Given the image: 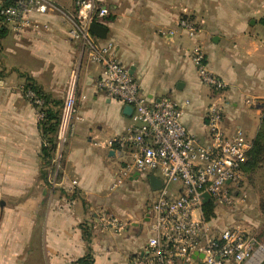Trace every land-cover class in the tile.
<instances>
[{"label":"crops","instance_id":"crops-1","mask_svg":"<svg viewBox=\"0 0 264 264\" xmlns=\"http://www.w3.org/2000/svg\"><path fill=\"white\" fill-rule=\"evenodd\" d=\"M50 1L57 10L38 17L48 24L47 30L16 33L7 27L1 40L0 264H78L88 247L95 264H135L152 235L148 213L157 191L150 182L154 175L135 174L127 179L142 189L135 203L115 193L121 185L114 188L121 179L122 160L107 143L126 133L132 118L124 113L126 106L99 92L100 67L85 64L78 76L77 115L56 156L61 166L57 186L42 179L37 111L21 88L32 78L46 94L62 100L59 87L66 83L78 51L67 36L76 0ZM99 1L112 17L105 26L108 37L102 40L115 42L119 60L130 68L144 96L188 101L184 123L205 142L213 94L192 61V50L199 44L208 69L228 86L225 128L241 127L255 139L264 107V0ZM184 16L201 26L195 39L177 29ZM171 30L175 34L167 35ZM179 191V186L173 187L174 193ZM215 213L225 215L209 222L220 229L235 219L227 208H216ZM101 215L117 218L124 229L106 228ZM81 225L91 235L89 245Z\"/></svg>","mask_w":264,"mask_h":264},{"label":"built area","instance_id":"built-area-1","mask_svg":"<svg viewBox=\"0 0 264 264\" xmlns=\"http://www.w3.org/2000/svg\"><path fill=\"white\" fill-rule=\"evenodd\" d=\"M99 0H76L73 24L67 36L77 45L79 65L85 63L101 68L97 81L100 93L108 99L132 108V126L124 134L109 141L107 146L122 160L120 177L135 174L154 175L161 180L155 203L149 209L151 237L147 251L135 264H194L193 256L204 255L203 264H262L258 255L264 251L257 237L240 226L218 229L209 223L203 208L212 203L216 208H230L239 197V184L245 179L244 165L253 141L237 127L225 128L226 82L208 69L203 47L192 50V61L203 85L213 94L206 113L208 138L200 142L186 127L185 107L171 98L149 99L141 93L138 81L118 58L113 40H102L91 32V26H106L110 11ZM1 5L0 15L5 25L16 33L33 31L40 34L48 24L38 20L57 9L50 0H15ZM177 29L195 39L201 26L190 17L178 20ZM176 31H166L173 36ZM165 34V33H164ZM80 69L74 72L70 91L63 108L59 130V148L63 145L77 115L76 86ZM24 97L36 109L39 122L43 100L35 91L21 88ZM51 187L57 186L59 160ZM75 184H77L75 182ZM179 186L178 194L173 187ZM238 193L236 196L235 193ZM210 199L205 203V195ZM100 222L117 232L123 224L114 217L101 215ZM198 257V256H197ZM197 260V261H198Z\"/></svg>","mask_w":264,"mask_h":264},{"label":"trees","instance_id":"trees-1","mask_svg":"<svg viewBox=\"0 0 264 264\" xmlns=\"http://www.w3.org/2000/svg\"><path fill=\"white\" fill-rule=\"evenodd\" d=\"M15 0H7L3 3V6L11 5ZM0 5V9H1ZM111 16L107 20H111ZM8 34L7 25H5L3 17L0 15V48L1 40H3ZM25 90L31 89L35 91L36 95L43 100V106L40 112L43 113L44 118L39 122V129L41 131L43 139L42 147V179L49 184V178L55 175L56 172V156L59 150V130L62 123V115L64 108V101L54 99L51 95L46 94L43 89L36 84L32 78H28L26 84H24ZM256 139L253 141L252 150L248 154V161L244 165L243 170L246 173L249 172L250 167H255L264 156V112L261 118L260 127L257 133ZM64 151L62 153V160L64 157ZM61 160V163H62ZM53 174V175H52ZM61 176V172L58 171L57 181ZM206 220L209 222L215 215V206L212 203H208L203 208ZM83 229L84 240L89 245L91 243V235L85 225H81ZM78 264H95L91 248L88 247V252L85 257L81 258L77 262ZM264 264V262L262 263Z\"/></svg>","mask_w":264,"mask_h":264},{"label":"rangeland","instance_id":"rangeland-1","mask_svg":"<svg viewBox=\"0 0 264 264\" xmlns=\"http://www.w3.org/2000/svg\"><path fill=\"white\" fill-rule=\"evenodd\" d=\"M78 54H79V50L77 51L76 57H74L73 66L67 78L66 83L63 84V86L59 87L60 92L58 93V95L62 98L64 104L66 101V97L70 91L72 81L74 79V72L78 71L79 68L80 69L79 76H80L81 69H85L84 67L87 66L85 65V63H81L82 64L81 66L79 65ZM47 80L48 78L45 79V81ZM263 112H264V107H263V111H260L261 114L259 118L260 122ZM73 121L74 119L72 120V123ZM255 139H253L252 141H254ZM60 167L61 166H59V168ZM53 179L54 177L49 178V186H51L50 180L52 181ZM122 179H123V184L119 185V187L115 189V193L123 194L124 197L130 199L131 203L133 204L139 199V195L142 194V189L140 185L136 183H134L133 185H129L128 184L129 182L127 181L128 178H122ZM239 191L240 194L239 197L236 198V203L232 207L227 208L234 214L233 218H235L233 223L231 222L230 224L227 225V227L240 226L243 229L249 230L257 237L260 244H264V156L263 159L255 167L253 168L250 167L249 172L245 174V179L239 184ZM224 218H225L224 214L217 215L215 213L214 217L209 222L211 221L217 222L219 219L221 220ZM215 227L220 229L218 225ZM195 264H199V263H195Z\"/></svg>","mask_w":264,"mask_h":264},{"label":"water","instance_id":"water-1","mask_svg":"<svg viewBox=\"0 0 264 264\" xmlns=\"http://www.w3.org/2000/svg\"><path fill=\"white\" fill-rule=\"evenodd\" d=\"M91 32H92L95 36H97V37H99V38H101V39H106V38L108 37V29H107L105 26H102V25L93 24V25L91 26ZM131 73H132V72H131ZM124 113L130 116V115L132 114V108H131L130 106H126V107H125V110H124ZM150 182H151L152 188H153L155 191H158V190L161 188V186H162V182H161V180H159L158 178H156V177H154V176H152V177L150 178ZM235 195L237 196L238 193L236 192ZM209 199H210V195H209V194H206V195H205V203H207ZM197 256H198V257H197ZM193 259H194L195 261H197L198 259L203 260V259H204V255H202V254H197V253H196V254L193 256Z\"/></svg>","mask_w":264,"mask_h":264},{"label":"bare ground","instance_id":"bare-ground-1","mask_svg":"<svg viewBox=\"0 0 264 264\" xmlns=\"http://www.w3.org/2000/svg\"><path fill=\"white\" fill-rule=\"evenodd\" d=\"M264 258V251L258 255V262ZM255 264V263H254Z\"/></svg>","mask_w":264,"mask_h":264}]
</instances>
